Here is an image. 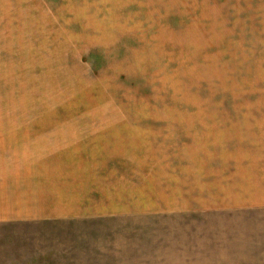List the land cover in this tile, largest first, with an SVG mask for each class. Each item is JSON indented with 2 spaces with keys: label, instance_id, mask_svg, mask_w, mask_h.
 <instances>
[{
  "label": "rangeland",
  "instance_id": "374dc122",
  "mask_svg": "<svg viewBox=\"0 0 264 264\" xmlns=\"http://www.w3.org/2000/svg\"><path fill=\"white\" fill-rule=\"evenodd\" d=\"M116 1L0 38V264H264V0Z\"/></svg>",
  "mask_w": 264,
  "mask_h": 264
},
{
  "label": "crops",
  "instance_id": "0c3cea01",
  "mask_svg": "<svg viewBox=\"0 0 264 264\" xmlns=\"http://www.w3.org/2000/svg\"><path fill=\"white\" fill-rule=\"evenodd\" d=\"M111 4L112 0H0V38L23 41L42 36L37 32L40 30L97 29L104 20H110ZM98 21L101 23L96 24ZM12 175L0 176L1 191L15 189L16 179ZM30 189H36L33 182ZM0 219L9 220L5 216Z\"/></svg>",
  "mask_w": 264,
  "mask_h": 264
}]
</instances>
